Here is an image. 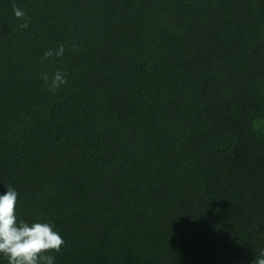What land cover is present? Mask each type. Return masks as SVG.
<instances>
[{
    "label": "trees",
    "instance_id": "1",
    "mask_svg": "<svg viewBox=\"0 0 264 264\" xmlns=\"http://www.w3.org/2000/svg\"><path fill=\"white\" fill-rule=\"evenodd\" d=\"M7 186L54 264L261 258L264 0H0Z\"/></svg>",
    "mask_w": 264,
    "mask_h": 264
},
{
    "label": "clouds",
    "instance_id": "2",
    "mask_svg": "<svg viewBox=\"0 0 264 264\" xmlns=\"http://www.w3.org/2000/svg\"><path fill=\"white\" fill-rule=\"evenodd\" d=\"M14 15L23 23L20 28H26L29 17L19 8H13ZM64 53V46L60 45L56 50L49 49L41 57V63L51 60L53 57H60ZM46 87L55 92L62 85L67 84V72L57 70L49 81L46 73L40 74ZM18 193L7 186V191L0 195V255L8 264H54L53 252H60L65 241L62 236L53 230V225L47 222H33L29 224L18 219L16 207ZM261 258L256 259L252 264H264V252Z\"/></svg>",
    "mask_w": 264,
    "mask_h": 264
}]
</instances>
